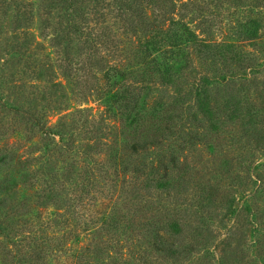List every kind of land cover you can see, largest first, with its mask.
<instances>
[{
	"label": "trees",
	"instance_id": "16d2710c",
	"mask_svg": "<svg viewBox=\"0 0 264 264\" xmlns=\"http://www.w3.org/2000/svg\"><path fill=\"white\" fill-rule=\"evenodd\" d=\"M226 1L0 0V264H47V257L66 249L75 264L165 263L153 261L149 248L159 260L164 242L171 247L166 226L177 223L174 209L188 210L189 203L153 205L141 199L142 191L184 182L192 168L187 145L201 135L188 130L182 116L170 119L141 102L138 77L167 74L158 56L178 62L196 39L185 35L191 30L182 20L199 14L205 36L219 28L213 17ZM230 1L264 22V0ZM235 21L233 35L252 40L243 32L246 24ZM198 43L211 49L225 44ZM215 52L211 63L223 66L225 52ZM249 60L227 61L245 68L254 65ZM91 95L102 106L96 113L73 105ZM206 186L216 195L228 193ZM67 194L72 205L63 199ZM92 201L96 212L89 217L84 211ZM195 213L204 219L203 211ZM96 216L100 229L75 235L64 250L55 228L99 223ZM200 223L203 237L206 222ZM26 225L39 231L24 234ZM101 232L106 240L96 248L93 239ZM134 234L144 249L134 245Z\"/></svg>",
	"mask_w": 264,
	"mask_h": 264
},
{
	"label": "rangeland",
	"instance_id": "374dc122",
	"mask_svg": "<svg viewBox=\"0 0 264 264\" xmlns=\"http://www.w3.org/2000/svg\"><path fill=\"white\" fill-rule=\"evenodd\" d=\"M221 5L220 16L213 17L221 21L218 23L220 26L212 28L208 35L203 36L199 31V14H188L182 20L191 30L185 35L191 40L196 36V39L178 62L162 60L158 56L161 67H169L167 74L163 77H138L143 93L141 102L145 100L149 106L160 107L170 119L182 116L185 127L196 130L202 139L187 145L185 153L189 161L192 160V168L184 182L177 183L174 189L165 185L159 190L150 188L142 191L141 199L153 205L162 204L173 209L176 206L174 202L189 203L188 210L184 207L174 209L171 215L177 223L173 227L166 226V237L172 242L171 247L167 241L164 242L166 247L159 260L149 248L151 259L164 264H264V22L257 16L258 27L256 16L249 15L247 6L241 12L230 0ZM208 7L215 11L211 5ZM234 11L238 13L234 14ZM9 15L4 25L5 34H9ZM247 17L254 23L252 20L246 22ZM236 19L246 24L243 32L253 37L252 40H242L241 36L233 35L234 28L238 27ZM198 39L211 44H225L218 49L203 48ZM216 50L225 52V58H221V61L225 60L223 66L219 62L211 63L215 58L211 55ZM2 54L0 49V58ZM240 55L249 58L254 65L243 68V64L227 61ZM112 79L119 80L120 77ZM73 105L88 107L94 113L102 108L92 95L87 101ZM56 118L51 117V121ZM260 179L263 182L258 187ZM211 183L219 192L228 193L224 196L213 194L206 186ZM70 196L67 194L63 199L72 205ZM93 203L84 211L89 217L96 212ZM196 211H203L204 219L198 218ZM97 219L98 216L95 217ZM199 219L206 222L203 237L199 233V228H202V220ZM93 226L100 229V220L99 223L89 221L87 225L70 222L59 230L55 228V231L62 237L64 245L67 244L65 250L75 235L81 239ZM34 231H39L37 226L26 225L22 233ZM135 235L140 234H134V245L144 249V241ZM199 238L203 239L202 242ZM93 240V245L98 248L106 239L102 233ZM123 246L121 243L120 247ZM71 253L67 249L54 253L45 262L75 264Z\"/></svg>",
	"mask_w": 264,
	"mask_h": 264
}]
</instances>
